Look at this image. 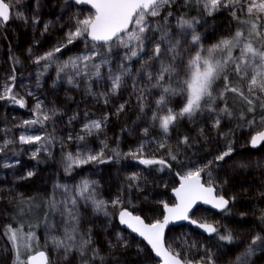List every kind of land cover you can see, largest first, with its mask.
I'll use <instances>...</instances> for the list:
<instances>
[{
  "label": "rangeland",
  "instance_id": "1",
  "mask_svg": "<svg viewBox=\"0 0 264 264\" xmlns=\"http://www.w3.org/2000/svg\"><path fill=\"white\" fill-rule=\"evenodd\" d=\"M249 3L250 0H244L241 5L217 6L209 14L204 0H192V3L170 0L169 4L161 5L159 15L145 14V22L151 29L143 34L147 36L143 41L145 50L132 57L129 48L118 40L94 45L85 35L70 44L67 42L68 33L75 30L78 21L94 18L92 9L78 7L73 0H14L11 18L6 24L0 22V94L5 87H11L9 95L14 94L25 103L22 110L11 99H0V264L12 261V252L1 233L6 222L4 209L11 201L32 193H43L48 198L39 243L48 253L49 264H158L140 240L120 227L118 215L123 209L147 223L161 220L164 204L174 203L171 190L178 178L200 168L203 183L207 186L211 183L217 195L229 198L233 205L249 202L243 197L249 191H260L264 200V146L250 147L251 137L264 129V113L246 120L233 117L223 98H219L224 91L223 77L214 85V111L204 104L192 117H179L168 133L160 128L158 119L169 109L179 113L184 106L187 93L181 89H185L183 81L190 75L189 60L197 51L207 56L208 49L221 40L231 39L238 30L243 33L242 42L264 48V28L258 24L261 33L258 38L249 35L251 24L244 22L258 16L259 23L264 24V14L249 16ZM190 4L200 15L183 10ZM181 19L190 21L191 27L182 28ZM134 29L133 23L130 30ZM11 34L17 36L15 45L6 40ZM193 35L200 38L197 44L192 43ZM125 40L128 42L126 37ZM155 42L162 44L163 51L159 58L150 59ZM128 43L130 47L137 46L135 41ZM171 45H177L175 59L168 51ZM57 47L61 50L51 60L35 62ZM240 54L241 46L232 49L234 58ZM84 56L94 59L87 61V66L77 61L78 70L70 66L60 72V65ZM226 56V51L213 53V59ZM94 64L100 65L99 75L95 74ZM168 64L176 66L178 75L166 74L163 84L174 88V94L163 93L162 87L152 86L155 79L149 80V74L157 77L161 66ZM121 73L124 75L120 87L113 93L111 77ZM250 75L251 71L245 81L237 76L246 90ZM162 94L165 101L158 107L157 100ZM255 94L264 98V93L258 90ZM67 97L73 100L69 102ZM37 103L41 105L39 111ZM225 108L227 112L221 111ZM44 113L49 119L43 118ZM31 120L37 123H25ZM94 120L101 122V129L85 131L84 126ZM42 122L45 127L41 126ZM228 127L234 129V138L224 141L223 129ZM21 136H40L41 140L22 143ZM185 138L195 139L204 154L193 155ZM115 140L119 148L110 155V145ZM11 147L15 149L13 152L1 156ZM141 148V158L177 163L173 170L165 166L145 169L137 163L138 159L128 155ZM229 151L223 160L216 159ZM69 155L74 159L97 155L99 159L69 168ZM40 161L43 169H39ZM85 182L88 191L81 194ZM94 199L105 202L101 211L95 210ZM117 199L120 203L114 206L112 202ZM70 212L75 219L70 217ZM192 218L217 224V233L205 238L188 227L171 228L165 246L179 253L188 264L208 263L209 258L213 264H223L222 256L226 248H233V239L229 242L220 236L229 233L233 236L226 223H236L238 218L231 211L215 215L203 208H198ZM69 234L74 240H67ZM257 236L261 239L253 244ZM82 239L90 241L83 255ZM54 240L65 241L71 250L58 247ZM250 245L236 255L232 264H249L264 245V237L253 232ZM33 247L31 253H19V260L16 255L13 262L26 263L27 257L37 251V246ZM250 248L252 251L247 254Z\"/></svg>",
  "mask_w": 264,
  "mask_h": 264
},
{
  "label": "snow or ice",
  "instance_id": "2",
  "mask_svg": "<svg viewBox=\"0 0 264 264\" xmlns=\"http://www.w3.org/2000/svg\"><path fill=\"white\" fill-rule=\"evenodd\" d=\"M14 0H0V22L7 23L11 18L12 7ZM75 3H87L90 4L91 7L95 10L94 18L85 19L82 21H78V26L74 31H70L68 33V43H72L74 39L80 38L82 36H87V38L91 39L93 42H103L105 44H109L114 40H118L121 45L129 48L131 52V56L135 57L138 55V51H144L143 41L147 39V36L143 35L147 31L151 29L145 22V14L155 17L159 15V8L161 5H166L170 3V0H75ZM241 5L244 3V0H228L227 3H223L222 0H204L205 8L209 10V14H211V10L217 8V6L231 7L232 4ZM247 12L249 16H253L254 14H264V0H250V3L247 7ZM235 16V12H233ZM18 18H22L19 17ZM245 23H250V31L249 35L255 34L258 38L261 36V33L258 31L259 27L264 28V24L259 23V19L244 21ZM135 24V29L130 30L129 25ZM180 26L183 27H191V22L185 19L180 20ZM47 26H45V29ZM125 37L128 42L135 41L136 47H130L129 43L126 42ZM243 33L241 31H237L235 36L231 39L221 40L217 45H214L212 48L208 49V55L202 56L201 52L197 51L194 58L189 60L188 70L190 75L187 79L183 81L185 85V89H181V91L186 90V102L179 113L173 112L171 109L168 110L166 115L160 116V128L164 133H168L170 126L179 118L187 115L188 117H192L198 111H200L204 104L208 105L209 111H214L215 109L212 107V104L215 102V97L213 96L214 85L217 80L221 77L224 79V88L227 91L234 92L240 95L242 98L247 99L244 96L243 91L239 87L230 86L228 71L234 70L236 75L240 78L241 81H245L246 77L249 76V72L251 71L250 79L246 80L248 91L250 93L255 94L258 90L261 93H264V48L257 49L253 47L250 42H242ZM163 38V37H162ZM154 39V38H153ZM199 36L193 35L192 43L197 44L199 42ZM177 41V45H178ZM171 45L168 49L169 52L172 53L173 59H175L176 55V46ZM237 46H241V54L239 57L232 56V49ZM61 50L60 47H57L54 52L50 51L45 56L38 57L36 59V63H40L42 60H51L54 56L55 52H59ZM163 48L160 42H155L152 52L150 54V59L159 58L162 54ZM227 52V56L224 59H213V53ZM94 59V56H84L78 57L76 59H72L70 61L65 62L63 65H60V72H63L65 69L69 68H77V61L81 63H85ZM93 67L96 69V75H99V64H94ZM177 74L176 66L172 64L162 65L160 69V73L157 77L153 78L151 74H149V80L155 79V83L152 85L153 87H162L163 93L174 94L175 89L170 85L163 84V81L166 78V74ZM122 75L117 74L111 77L112 79V92L115 93L120 87ZM14 79V77L12 78ZM69 83H72L71 78L69 79ZM179 87V85H177ZM12 93L11 87H5L2 94H0V99H11L14 103L24 106V100L22 98L17 99L16 95H9ZM224 92L220 93L219 98H223ZM165 101V96L162 94L160 99L157 100V106L159 107ZM247 102L252 104V100L248 99ZM41 105L37 103L36 109L39 111ZM123 105H121V109ZM252 109L249 108V111ZM221 111L227 112V109H222ZM43 118L45 120L49 119L47 113L43 114ZM153 119H157V116L154 115ZM26 124H35L36 120L25 121ZM219 125V120H216V126ZM100 130L101 122L100 121H92L89 124L84 126V130L91 132L92 130ZM147 132V129H145ZM20 140L22 143H30L33 141L41 140L40 136H21ZM185 143H187V138H185ZM264 142V130L258 131L256 135L251 137V145L252 147H257L260 143ZM229 152L223 153V155L218 156L216 159L223 160L225 156H228ZM35 156V153L33 154ZM100 155H103L101 153ZM128 155L132 156L134 159H138L139 163L144 164L146 166L153 164H160L162 166L165 165L164 160H156L151 158H141L142 157V148L137 150L135 153H129ZM99 159L97 155H89L85 159L76 158L74 159L71 155L68 156V160L71 163L68 165L69 168L72 167L73 164L79 166L80 164L87 163L89 161H96ZM175 159V156H173ZM7 166V165H6ZM203 171L202 168L197 169L195 171H190L186 175L181 177V185L179 188L175 189V195L177 197L178 203L174 207H169L167 204H164V216L163 220H156L154 223L146 224L139 216L132 215L127 210H121L119 213L120 223L122 225H126L132 232L137 233L141 236L148 245L151 246L152 251L155 253L157 257H161L163 260V264H188L187 261L182 260L179 253H174L172 249L165 246L164 240V231L170 221L175 220H188L189 223L196 225L199 228H202L204 231L208 233H216L218 230L211 224L208 223H200L196 220L191 219L188 216L189 210L192 206L198 201H202L205 204H211L213 208L223 209L229 201L224 198L222 195L214 194V187L209 183V186L205 187L200 182V173ZM29 176L32 175L31 172L28 173ZM132 179H136L135 176ZM88 191L87 182L84 183L81 194ZM75 203V201H73ZM113 205H119V199L112 202ZM94 208L96 211H101L105 205L103 200H93ZM70 217L75 219L70 212ZM73 233L76 231L75 228L71 230ZM7 233H9V240L12 242L14 250L17 252V260H19V244L18 241L22 239H31L32 234L29 233L28 237L25 238L21 236L19 230H14L11 227L7 229ZM67 240H74L73 235H67ZM221 240L229 241L233 239L232 235L229 233L227 235H221ZM261 238L257 236L253 239L252 243L255 244L257 240ZM54 243L57 244L58 247H65L68 250H71V246L65 243L63 240H54ZM90 243L89 240H81L80 249L81 255L84 254L83 249ZM252 249H249V253ZM39 258L44 261L45 255L43 252H40ZM36 257H29L28 264H35ZM208 264H213V261L209 258Z\"/></svg>",
  "mask_w": 264,
  "mask_h": 264
},
{
  "label": "trees",
  "instance_id": "3",
  "mask_svg": "<svg viewBox=\"0 0 264 264\" xmlns=\"http://www.w3.org/2000/svg\"><path fill=\"white\" fill-rule=\"evenodd\" d=\"M192 3V0H191ZM190 10L194 14L200 15L198 13V9L196 7H193V5H189L183 10ZM6 40L12 44L17 43V36L16 34H11L10 36L6 37ZM230 86H235L241 88V90L244 93V96L247 98H242L240 95L227 91L224 88V79L222 78V86L224 89V96H223V103L225 107L228 109V111L231 113L233 117H241V119L246 120L249 119L255 115L264 113V98L261 96H258L256 94L250 93L246 88L242 85L240 80L238 79L236 73L231 70L228 73ZM248 99L252 100V104H249L247 102ZM67 101L71 102L73 100V97H67ZM19 108L23 110L24 106L21 107L20 105H16ZM249 108L252 110L249 111ZM42 127H45V124L42 122L40 123ZM224 131V141H228L230 138H234V129L232 127H228ZM116 137H119V134L116 135ZM117 140V139H116ZM116 140L110 145L111 149L110 155L116 154L117 149L119 148ZM187 147L191 153L195 156H201L204 154L199 149L198 143L195 139L189 138L187 139ZM14 148H8L5 152L1 153V156L5 154H10L13 152ZM159 160V159H156ZM176 161L167 162L165 161V167L169 168L170 170H173L175 167ZM137 163L145 168L153 170L154 168H158L159 166H162L160 164H153V165H144L139 163V160H137ZM39 169H43V163L39 162ZM48 204V198L47 195L43 193H32L24 197L17 198L11 203L5 207L4 209V217H5V225L2 227V235L4 237L5 242L10 247V250L12 252V261L11 264H17L13 262L15 259L17 252L14 250L12 242L9 240V233H7V229L11 227L14 230H19L21 236L27 238L28 234L31 233L32 237L31 239H22L18 241L19 248L18 251L21 254L22 252L29 251L30 253L35 249L33 245H36V250H45L44 248H41L39 243V231H40V224L43 217L44 212L47 210ZM264 223V220H261ZM258 225H260V220L258 222ZM29 246L25 247L24 245ZM46 251V250H45ZM29 253V254H30ZM19 264H26L25 262H20ZM93 264V263H92Z\"/></svg>",
  "mask_w": 264,
  "mask_h": 264
},
{
  "label": "flooded vegetation",
  "instance_id": "4",
  "mask_svg": "<svg viewBox=\"0 0 264 264\" xmlns=\"http://www.w3.org/2000/svg\"><path fill=\"white\" fill-rule=\"evenodd\" d=\"M262 194L263 193H261L260 191H258L257 193H255L254 191H249V193H246L243 195L244 199L249 202L243 203L242 206H239L238 203L236 205L235 204L233 205V203L230 201L229 198L224 197L225 199L229 201L226 209L218 213L208 210L215 215L224 213L226 211H231L233 217L238 218L236 223H229V222L226 223V227L229 228V230H231L233 233V236H232L233 237V248L225 249V254L222 256L223 264H232L233 263L232 261L236 258V255L240 251H244L251 246L250 241L253 238V232H257L259 235L264 237V223L263 221H261V220H264V200H262L263 199ZM216 195H217V192H216ZM198 208H202V207H198ZM197 209H195V211ZM259 220H260V225H258ZM207 223L218 228V225L214 224L213 222H207ZM184 227H187V226H184ZM173 228H177V227H173ZM192 232H194L197 235L203 236L205 238H211L217 233V232L211 233L205 236L194 230H192ZM149 253L151 254L150 251ZM49 262H50V258L48 257V264ZM156 262L159 264L158 261ZM249 264H264V245L260 248L259 253L254 257V259Z\"/></svg>",
  "mask_w": 264,
  "mask_h": 264
},
{
  "label": "water",
  "instance_id": "5",
  "mask_svg": "<svg viewBox=\"0 0 264 264\" xmlns=\"http://www.w3.org/2000/svg\"><path fill=\"white\" fill-rule=\"evenodd\" d=\"M73 2L75 3V0H73ZM75 4H76L78 7H86V8L92 9L93 12L95 13V10L91 7L90 4H87V3H81V4H77V3H75ZM131 26H132V24L129 25V29L131 28ZM87 39H88V41H90V42H91L92 44H94V45H106V44L103 43V42H93L91 39H89V38H87ZM112 42H113V41H112ZM112 42H110V43H112ZM110 43H109V44H110ZM263 130H264V129H263ZM261 131H262V130H261ZM255 135H256V134H255ZM261 146H264V142L260 143L257 147H252V145H251V143H250V147L253 148V149H257V148H259V147H261ZM181 177H182V176H181ZM181 177L178 178V183H177V185L171 190V196H172V198H173V200H174V203H173L172 205H168L169 207H174V206L178 203V201H177V197H176V195H175V191H174V190L180 187V185H181ZM200 182H201V184H203L205 187H207V185H205V184L203 183L202 178H200ZM214 194H216V190H215V189H214ZM198 207H202V208H205V209H207V210H210V211H213V212H215V213H218V212H221V211H223L224 209H226L227 205H226L223 209H217V208H213V207L211 206V204H205V203H203L202 201L198 200V201L192 206V208H191V209L189 210V212H188V216H189L190 218H191L193 212L195 211V209H197ZM127 211H128V210H127ZM129 212H130V211H129ZM130 213H131V212H130ZM131 214L134 215L133 213H131ZM134 216H136V215H134ZM163 216H164V209H163V215H162L161 220H163ZM140 218L144 221V223H146V224H151V223H147L142 217H140ZM191 219H192V218H191ZM193 220H194V219H193ZM117 221H118V224L120 225V227H121L124 231L129 232L134 238L140 240V241L146 246V248L151 252L152 258H153L154 260L158 261L159 264H163V260H162V258H161V257H157V256L155 255V253H154V252L152 251V249H151V246L148 245L147 242H146L141 236H139V235H138L137 233H135V232H132V230L129 229L126 225H122V224L120 223L119 215H118ZM200 223H203V222H200ZM180 226H187V227H189L190 229H192V230H194V231H197V232H199V233H201V234H203V235H205V236L211 234V233H208V232L204 231L202 228H199V227H197L196 225L189 223L188 220H175V221H170V223H169V224L167 225V227L165 228V231H164V240H165L166 233H167L168 229L173 228V227H180ZM40 252H43L44 255H45V258H46V259H45L44 261H42V260L39 258V255H38V254H39ZM29 257H36V258H37L36 261H35V264H48V254H47V252H46L45 250H38V251L34 252L33 254L29 255V256L27 257V259H26V264H28V259H29ZM195 264H208V263L200 262V263H195Z\"/></svg>",
  "mask_w": 264,
  "mask_h": 264
}]
</instances>
